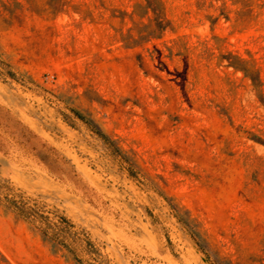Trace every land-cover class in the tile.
I'll use <instances>...</instances> for the list:
<instances>
[{
  "label": "rangeland",
  "instance_id": "obj_1",
  "mask_svg": "<svg viewBox=\"0 0 264 264\" xmlns=\"http://www.w3.org/2000/svg\"><path fill=\"white\" fill-rule=\"evenodd\" d=\"M156 1L0 0V264H264V0Z\"/></svg>",
  "mask_w": 264,
  "mask_h": 264
},
{
  "label": "trees",
  "instance_id": "obj_2",
  "mask_svg": "<svg viewBox=\"0 0 264 264\" xmlns=\"http://www.w3.org/2000/svg\"><path fill=\"white\" fill-rule=\"evenodd\" d=\"M232 4L237 5L240 3L239 0H231ZM157 1L156 0H147L146 9L153 11V13L158 11L157 8ZM223 4L225 3L224 0H222ZM63 3L62 0H55L53 5L50 7V12H59L62 9ZM166 26L160 25V24H153V25H147L143 26V28H138L136 30L137 34L139 36L146 35L148 37V40L153 38H159V32H162L165 29ZM128 38V37H127ZM131 38V37H129ZM121 41L124 43L127 47H135L139 45L137 41L133 39H126L122 38ZM227 58V65L232 66L235 70H239L243 72L244 76H246L250 81L251 84L258 88L261 86V79L258 72V69L255 67V64L251 62V60H246L244 58H241L239 56H235L230 54ZM235 59V61H233ZM261 102L264 104V99H261ZM261 143L264 144V140L261 139ZM0 205L5 207L6 209H10L15 211L17 214L27 217V218H35V214L33 213V210L29 206H25V202L22 200L21 196L16 193L9 185L8 181L0 182ZM33 216V217H31ZM61 222H65L66 224H69V221L65 217H61ZM61 244H64L62 241H59Z\"/></svg>",
  "mask_w": 264,
  "mask_h": 264
}]
</instances>
